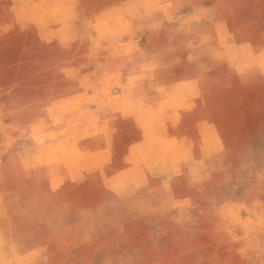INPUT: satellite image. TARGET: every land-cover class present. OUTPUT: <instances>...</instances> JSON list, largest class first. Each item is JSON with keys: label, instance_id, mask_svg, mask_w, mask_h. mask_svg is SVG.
<instances>
[{"label": "rangeland", "instance_id": "rangeland-1", "mask_svg": "<svg viewBox=\"0 0 264 264\" xmlns=\"http://www.w3.org/2000/svg\"><path fill=\"white\" fill-rule=\"evenodd\" d=\"M126 1L138 0H70L82 24L117 8L131 19L122 37H150L156 68L203 78L214 102L209 114L226 131L228 152L204 163L214 176L205 170L192 195L180 185V199L159 186L138 200L120 198L99 177L65 183L73 163L54 164L34 121L50 100L71 91L76 81L63 69L83 61L75 54L79 43L42 41L35 25L18 23L30 0H0V264H264V63L238 72L215 57L222 46L214 35L185 43L153 31L174 9L164 12L156 3L128 12ZM170 1L176 8L200 3L207 17L227 20L238 41L264 46V0L164 2ZM62 3L53 5L56 19ZM92 46L100 50L101 40Z\"/></svg>", "mask_w": 264, "mask_h": 264}, {"label": "crops", "instance_id": "crops-1", "mask_svg": "<svg viewBox=\"0 0 264 264\" xmlns=\"http://www.w3.org/2000/svg\"><path fill=\"white\" fill-rule=\"evenodd\" d=\"M49 1L30 0L20 9L18 23L22 28L35 25L46 43L60 41L66 47L78 42L75 54L84 58L63 69L76 81L71 91L50 100L48 111L34 121L36 137L49 147L54 164L64 169L73 163V170L64 172V182L81 186L99 177L118 197L138 200L152 186L165 187L180 199L182 185L192 195L196 183L206 180L205 170L212 179L215 169L210 164L204 169V163L228 152L229 144L226 131L209 114L214 102L204 79L178 77L173 67L156 68L146 44L150 37L146 41L122 37L131 19L125 13L118 16L117 8L103 9L82 24L77 23L78 9L70 0H63L61 6L66 7H61L60 19L53 12L60 0ZM164 1L168 0L121 4L123 10L136 13L156 3L164 12L174 9L170 10L174 17H165L153 31L185 43L214 35L222 46L214 50L215 57L225 58L230 67L239 72L263 66L264 46L257 47L250 39L238 41L227 20L215 19L216 14L207 17L208 9L197 2L176 8L174 2ZM98 40L102 47L93 49Z\"/></svg>", "mask_w": 264, "mask_h": 264}]
</instances>
